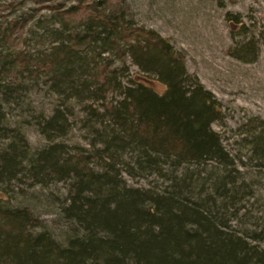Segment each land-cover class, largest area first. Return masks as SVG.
<instances>
[{
    "label": "trees",
    "instance_id": "obj_1",
    "mask_svg": "<svg viewBox=\"0 0 264 264\" xmlns=\"http://www.w3.org/2000/svg\"><path fill=\"white\" fill-rule=\"evenodd\" d=\"M47 1L35 0L49 11L34 20L39 40L47 42L36 54L23 48L32 17L7 20L0 14V185L65 183L59 210L74 232L59 243L28 207L0 202V264H264V247L227 224L235 168L212 129L222 119L220 104L187 71L184 56L154 30L134 25L122 0H74L67 6L72 0ZM225 17L245 35L238 15ZM226 52L252 62L255 40L250 35ZM125 58L163 85V92L132 78L123 83ZM40 76L56 94L90 102L85 109L94 111V140L88 148L56 140L68 129L59 106L36 116L46 141L37 149L6 126L3 102L24 79ZM247 125L252 129L244 140L262 152L264 119ZM203 165L221 174L207 189L193 191L186 167ZM122 173L154 175L165 183L130 186Z\"/></svg>",
    "mask_w": 264,
    "mask_h": 264
},
{
    "label": "rangeland",
    "instance_id": "obj_2",
    "mask_svg": "<svg viewBox=\"0 0 264 264\" xmlns=\"http://www.w3.org/2000/svg\"><path fill=\"white\" fill-rule=\"evenodd\" d=\"M58 1L61 0H48L47 3L56 4ZM122 1L131 22L152 29L166 39L184 56L187 71L219 102L222 119L214 122L212 129L220 136L222 146L232 157L235 168L230 172L236 192L234 204L226 212L225 218L232 230L251 236L252 243L264 247V148L260 153L254 152L244 140L252 129L251 125H247L249 120L264 119V0ZM74 2L72 0L65 5ZM0 6H4L0 7L2 18L7 20L22 15L33 18L25 23L24 50L36 54L41 48H46L47 42L42 38L39 40L41 28L35 25L34 20L46 17L49 11L39 9L35 0H0ZM226 13L238 15L245 35L236 32L238 24L227 20ZM250 35L257 49L254 61L243 63L227 54L229 48ZM35 40H39V43ZM104 56L112 60L113 66H120V61L113 56ZM123 63L127 66L126 76L121 77L123 83L132 78L157 93L163 92V85L141 75L128 58ZM22 82L9 101L2 104L6 126L18 130L31 150L37 149L46 141L36 129V116L48 115L55 106H59L65 109L68 129L63 137L56 140L69 146L88 148V143L94 140V111L90 114L85 109L90 102H79L75 98L56 94L48 87L49 82H43L42 76L35 81L24 79ZM107 125L108 122H101L104 128H108ZM184 169L185 166L177 173H184ZM186 170L191 174L193 191L207 189L210 182L221 174L210 165L188 166ZM198 170L201 173L196 177L194 173ZM212 173L214 178H209ZM122 174L130 186L159 188L165 183L154 175ZM65 189L66 184L62 182L47 186H28L27 182L12 183L7 187L0 185V202L8 206L28 207L39 218L41 228L47 230L57 242L64 243L74 232L73 225L62 218L59 210Z\"/></svg>",
    "mask_w": 264,
    "mask_h": 264
}]
</instances>
